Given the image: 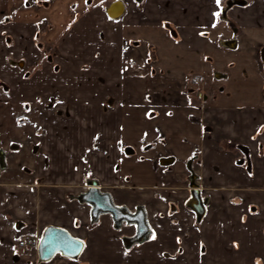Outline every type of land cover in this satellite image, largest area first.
I'll use <instances>...</instances> for the list:
<instances>
[{"label":"crops","instance_id":"crops-1","mask_svg":"<svg viewBox=\"0 0 264 264\" xmlns=\"http://www.w3.org/2000/svg\"><path fill=\"white\" fill-rule=\"evenodd\" d=\"M242 1L220 27L216 0H148L142 24L84 17L71 27L66 7L62 75L95 81L59 84L55 71L0 87V264H264V0L252 17ZM92 23L105 32L95 46L83 35ZM46 91L60 98L47 116L36 104ZM94 183L116 207L144 209L143 242L125 243L134 223L92 219L80 197ZM196 188L201 220L188 205ZM49 227L84 242L77 259L39 261ZM22 236L37 242L22 249Z\"/></svg>","mask_w":264,"mask_h":264},{"label":"rangeland","instance_id":"rangeland-1","mask_svg":"<svg viewBox=\"0 0 264 264\" xmlns=\"http://www.w3.org/2000/svg\"><path fill=\"white\" fill-rule=\"evenodd\" d=\"M116 1L124 2L126 12L121 18L115 20V22H122L124 18L127 21L136 19L139 24L145 22L147 15L144 7L148 3V0H87L88 9L85 10L84 8V12H77L76 9L79 8L78 6L80 4H86L85 0H0V21H3V23H0V48L2 46L5 48V52L0 51V66L7 65L8 68L10 67L8 72L3 73L5 78L3 76L0 77V87L4 91H10V87L14 88L18 84L25 83V85H27L31 82L33 77L40 73L44 74L43 72H47L53 74L55 71V83L59 84L68 82L91 83V81H95L93 77L90 76L92 74L78 75L77 78L73 76L76 79L72 81L65 80L64 77H67V75H62V73L67 72L65 68L67 64H69V59L65 58L60 48L63 44V42H61L63 36L70 32V27L65 25L67 24V18H64V13L66 7L68 10V6L71 5V18L73 19H71L70 26H73V24H75L74 26L79 25L80 23H78L79 20L77 21V19L84 17L101 23L102 17H104L103 19L105 20H107V18L109 19L107 16V9ZM236 1L237 0H221L219 7L217 6V12L220 13L219 17H217L220 20L218 21V27L225 25V20H223V18L228 17L229 11L227 12V9H231V11L235 12L236 10H240L237 8H243V6H239L241 4H236ZM247 1L248 3L246 4H249L247 7L249 9L244 10L243 15L252 17L257 12V6L255 0ZM40 10L42 11V15L40 14L39 16ZM50 15L52 16L49 18ZM236 15L237 14H233V17H241H237ZM262 16L259 15V17ZM159 24L161 23L159 22ZM94 25L95 23L90 24L88 28L84 29L83 34L85 35L84 39L86 41L89 40V43L91 42L90 45L93 46H95L96 36L102 41V37H104L105 34L104 31L93 27ZM180 28L183 30L187 27ZM112 29L113 28L108 29L110 34H113ZM115 29H117V31L119 30L118 27ZM174 29L176 28L174 27ZM141 44V41L136 39L133 43L130 42L129 45L134 48H139ZM226 46L229 48L228 44H226ZM148 50L150 53L153 52L154 54L156 49L154 46H149ZM59 60L61 62H59ZM44 65L46 68H44ZM93 76L95 77V75ZM32 93L33 91L26 92L25 97L23 96L22 98L32 97ZM45 93L44 98H37L36 104L42 110V114L47 116L50 112L55 111L53 106L56 105L60 98L54 94L49 95L48 91ZM12 94H14V97L16 96L15 98L20 99V94L16 95V91L12 92ZM25 121L26 118L24 121L23 117L18 118L19 124ZM44 126L48 127L47 120ZM46 127L40 128L37 132L38 144L40 145L37 153H40L41 158L45 156L43 150L41 151L40 143L47 137L48 130Z\"/></svg>","mask_w":264,"mask_h":264},{"label":"water","instance_id":"water-1","mask_svg":"<svg viewBox=\"0 0 264 264\" xmlns=\"http://www.w3.org/2000/svg\"><path fill=\"white\" fill-rule=\"evenodd\" d=\"M237 4H242V0H237ZM126 7L123 1L112 3L107 9V15L110 19H119L124 15ZM15 148V147H14ZM172 159H163L161 164L168 165ZM0 165L5 167L4 154L0 152ZM194 187V186H193ZM82 202L92 205V219L97 220L101 214H111L114 222L120 225L122 222L134 223L137 226V235L125 242L127 246L143 242L150 233V228L146 220V214L143 208H138L135 213H130L124 208L116 207L112 203L110 195L103 194L97 187L92 184L90 190L80 197ZM189 207L196 213L198 220L205 215V204L199 190H193L192 199ZM82 242V243H81ZM84 249V242L74 238L66 230L49 227L47 228L38 244V256L40 262H48L55 255L61 254L71 259H77Z\"/></svg>","mask_w":264,"mask_h":264},{"label":"built area","instance_id":"built-area-1","mask_svg":"<svg viewBox=\"0 0 264 264\" xmlns=\"http://www.w3.org/2000/svg\"><path fill=\"white\" fill-rule=\"evenodd\" d=\"M36 242L37 239L34 237L22 236L18 241V245L20 248L26 249L29 248L30 246H34Z\"/></svg>","mask_w":264,"mask_h":264},{"label":"snow or ice","instance_id":"snow-or-ice-1","mask_svg":"<svg viewBox=\"0 0 264 264\" xmlns=\"http://www.w3.org/2000/svg\"><path fill=\"white\" fill-rule=\"evenodd\" d=\"M85 2L87 3V0H85ZM220 2H221V0H216V4H217L218 7L220 5ZM213 15L216 16V17H219L220 13L219 12H216ZM0 23H3V21H0ZM213 27H215V24H213ZM153 238H155V234H153Z\"/></svg>","mask_w":264,"mask_h":264},{"label":"trees","instance_id":"trees-1","mask_svg":"<svg viewBox=\"0 0 264 264\" xmlns=\"http://www.w3.org/2000/svg\"><path fill=\"white\" fill-rule=\"evenodd\" d=\"M125 242L129 243L128 240H126Z\"/></svg>","mask_w":264,"mask_h":264},{"label":"flooded vegetation","instance_id":"flooded-vegetation-1","mask_svg":"<svg viewBox=\"0 0 264 264\" xmlns=\"http://www.w3.org/2000/svg\"><path fill=\"white\" fill-rule=\"evenodd\" d=\"M21 66V65H20ZM1 152V151H0ZM1 153H3V151L1 152Z\"/></svg>","mask_w":264,"mask_h":264}]
</instances>
